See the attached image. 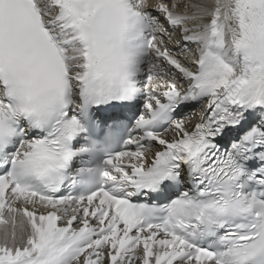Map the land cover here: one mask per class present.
I'll list each match as a JSON object with an SVG mask.
<instances>
[{"label":"snow or ice","instance_id":"6c2138e0","mask_svg":"<svg viewBox=\"0 0 264 264\" xmlns=\"http://www.w3.org/2000/svg\"><path fill=\"white\" fill-rule=\"evenodd\" d=\"M0 264H264V0H0Z\"/></svg>","mask_w":264,"mask_h":264},{"label":"bare ground","instance_id":"6f19581e","mask_svg":"<svg viewBox=\"0 0 264 264\" xmlns=\"http://www.w3.org/2000/svg\"><path fill=\"white\" fill-rule=\"evenodd\" d=\"M173 50L175 51L176 49H175V47H173ZM201 115H203V113L201 112V111H198L197 113H196V116L197 117H200ZM193 121H191V123L189 124V128L191 129V127L193 126Z\"/></svg>","mask_w":264,"mask_h":264}]
</instances>
